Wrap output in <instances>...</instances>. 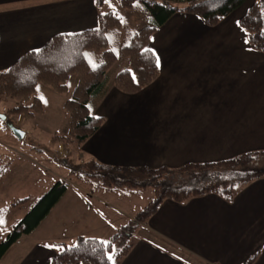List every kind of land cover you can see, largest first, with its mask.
Instances as JSON below:
<instances>
[{"label":"crops","instance_id":"0c3cea01","mask_svg":"<svg viewBox=\"0 0 264 264\" xmlns=\"http://www.w3.org/2000/svg\"><path fill=\"white\" fill-rule=\"evenodd\" d=\"M106 8L119 10L115 0H0V69L51 33L95 26ZM240 14L207 24L177 10L156 26L147 46L159 58L157 74L133 92L109 80L89 98L88 110L102 120L78 144L85 155L109 166L174 168L264 149V51L247 40ZM98 195L67 186L57 200L58 224L70 229L64 240L111 234L116 208ZM38 225L0 264H52L53 242L65 241L33 235ZM132 242L116 264H240L255 252L251 264H264V176L238 185L228 201L214 193L163 199Z\"/></svg>","mask_w":264,"mask_h":264},{"label":"trees","instance_id":"16d2710c","mask_svg":"<svg viewBox=\"0 0 264 264\" xmlns=\"http://www.w3.org/2000/svg\"><path fill=\"white\" fill-rule=\"evenodd\" d=\"M242 1L115 0L119 10H99L95 26L51 33L42 45L25 49L9 65L0 69V96L18 98L5 113L33 116L42 110V100L35 92L37 85L46 84L55 91L65 92L69 87V77L74 75L69 94L62 100L61 106L67 113L64 138L78 145L102 120V116L88 110L87 102L91 96L105 91L110 80H105V74L118 56L124 63L116 65L111 83L122 91L133 92L152 80L158 72L155 54L147 46L156 26L177 10L194 12L207 24H213ZM129 9L142 11L145 22L139 26L124 22L121 10ZM238 22L245 30L249 43L264 51V0H252L239 15ZM85 53L90 55L85 56ZM92 63L97 65L95 69ZM262 156L264 149H258L217 161L186 162L174 168L137 167L152 173L149 179L139 182L111 178L107 171L122 167L93 160L91 164L98 167L101 173L98 177L103 181L96 174L84 171L78 173L81 177L75 176L82 180L81 185L94 191L112 193L116 197L125 196L130 190L137 192L139 189L134 190L135 187H148L151 194L133 216L118 223L107 238L77 235L70 243L53 242L52 246L56 247H53L51 263L116 264L132 246L136 227L145 222L163 199L182 202L194 196L214 193L231 200L238 185L264 176V161L260 163ZM8 165V161L0 158V178L6 173ZM66 187V182L56 179L31 201L29 196L13 198L10 203L13 207L27 203L28 206L21 216L11 222L6 221L7 207L0 206L5 220V224L0 226V257L19 236L39 224ZM101 241H108V246H101ZM109 254H112V260L107 259ZM256 254H251L240 264H251Z\"/></svg>","mask_w":264,"mask_h":264},{"label":"rangeland","instance_id":"374dc122","mask_svg":"<svg viewBox=\"0 0 264 264\" xmlns=\"http://www.w3.org/2000/svg\"><path fill=\"white\" fill-rule=\"evenodd\" d=\"M251 1L243 0L231 13H242ZM121 14L122 20L128 24L139 26L145 22V17L140 10H121ZM121 63L123 64L124 61L121 56H118L117 61L105 74L106 81L111 80L116 65ZM74 78V75L69 77L67 81L69 87L65 92L55 91L46 84H38L36 88L39 87V91L36 89L35 92L43 96L47 103L43 102L42 110L37 114L24 117L20 113L9 112L4 118L0 117V158L9 162L6 173L0 178V205L7 207V222L21 216L28 206L27 203L21 207H13L10 204L13 198L29 196V201H31L56 179L66 182L67 186L76 184L85 187L81 185L82 180L75 178V176L81 177L79 172L94 173L97 177L98 174H101L98 167L91 164L94 159L88 158L82 151V145L68 142L64 138L67 131V115L61 107V102L65 96H68ZM17 99L13 96L1 95L0 112L4 113L8 106L14 104ZM8 122L22 128L24 135L21 138L16 137L8 126ZM263 161L264 156L260 157V163ZM107 172L111 178L130 179V182L149 179L152 174L146 169L139 170L126 167L109 169ZM97 177L95 176V178ZM98 178L103 181L100 177ZM85 185L87 186V184ZM134 190L138 191L130 190L127 195L122 197H116L112 193H103L98 190L95 192L97 195L99 194V198L115 206L116 211L113 212L117 214L118 223H120L124 219L132 217L136 209L142 206L151 194L148 187H135ZM58 215L59 202L57 201L55 207L51 209L46 219L40 222L33 235L43 240L48 237L70 243L64 240L66 232L70 229L64 228L63 225L59 226ZM101 232L102 230L89 231L88 234L99 236Z\"/></svg>","mask_w":264,"mask_h":264},{"label":"snow or ice","instance_id":"6c2138e0","mask_svg":"<svg viewBox=\"0 0 264 264\" xmlns=\"http://www.w3.org/2000/svg\"><path fill=\"white\" fill-rule=\"evenodd\" d=\"M105 2L108 3V2H110V0H105ZM238 23H239V22H238ZM89 55H90V54L85 53V56H89ZM156 63H157V67H159V66H160L159 58H157ZM91 66H92L94 69H95V67H97V65H96L95 63H92ZM37 90L39 91V87L37 88ZM40 99H41L43 102L47 103V101L45 100V98H44L43 96H41ZM2 213H3V210H0V226H2V225L5 224V220L3 219V215H2ZM85 243H87V241H85ZM100 243H101V246H108V244H109L108 241H101ZM52 247H56V246H52ZM73 247H74V245H73ZM107 259H108V260H112V259H113L112 254H109L108 257H107Z\"/></svg>","mask_w":264,"mask_h":264},{"label":"water","instance_id":"95a60500","mask_svg":"<svg viewBox=\"0 0 264 264\" xmlns=\"http://www.w3.org/2000/svg\"><path fill=\"white\" fill-rule=\"evenodd\" d=\"M5 116H6L5 113L0 112V117L4 118ZM8 126L13 131V133L16 135V137L21 138L24 135V130L16 126L15 124H13L12 122H8Z\"/></svg>","mask_w":264,"mask_h":264}]
</instances>
